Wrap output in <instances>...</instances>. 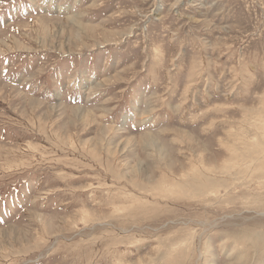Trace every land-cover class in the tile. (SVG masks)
Wrapping results in <instances>:
<instances>
[{
    "label": "rangeland",
    "instance_id": "374dc122",
    "mask_svg": "<svg viewBox=\"0 0 264 264\" xmlns=\"http://www.w3.org/2000/svg\"><path fill=\"white\" fill-rule=\"evenodd\" d=\"M0 264H264V0H0Z\"/></svg>",
    "mask_w": 264,
    "mask_h": 264
}]
</instances>
